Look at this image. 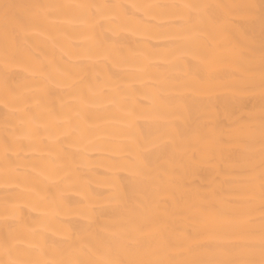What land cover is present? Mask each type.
<instances>
[{"label":"bare ground","instance_id":"1","mask_svg":"<svg viewBox=\"0 0 264 264\" xmlns=\"http://www.w3.org/2000/svg\"><path fill=\"white\" fill-rule=\"evenodd\" d=\"M0 264H264V0H0Z\"/></svg>","mask_w":264,"mask_h":264}]
</instances>
